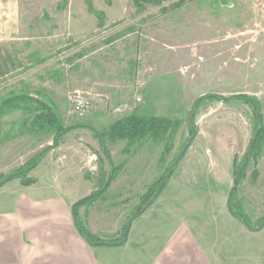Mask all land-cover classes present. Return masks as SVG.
Listing matches in <instances>:
<instances>
[{"label": "rangeland", "instance_id": "1", "mask_svg": "<svg viewBox=\"0 0 264 264\" xmlns=\"http://www.w3.org/2000/svg\"><path fill=\"white\" fill-rule=\"evenodd\" d=\"M211 94L218 98L194 110ZM235 95L256 98L260 110L220 97ZM39 101L63 128L82 127L59 137L34 129ZM132 115L179 128L159 139L108 135ZM258 131L230 201L254 231V261L264 258V0H0V182L17 175L10 181L70 185L76 203L97 195L79 206L78 219L100 241H123L192 138L169 188L180 172L196 174L188 210L216 208L203 203L210 184L227 206Z\"/></svg>", "mask_w": 264, "mask_h": 264}, {"label": "crops", "instance_id": "2", "mask_svg": "<svg viewBox=\"0 0 264 264\" xmlns=\"http://www.w3.org/2000/svg\"><path fill=\"white\" fill-rule=\"evenodd\" d=\"M177 176L132 222L128 241L113 246H93L80 235L70 185L10 181L0 193V264H264L251 258L253 229L229 217L228 201L221 205L225 195L210 184L203 203L216 208L189 211L186 197L198 176Z\"/></svg>", "mask_w": 264, "mask_h": 264}, {"label": "trees", "instance_id": "3", "mask_svg": "<svg viewBox=\"0 0 264 264\" xmlns=\"http://www.w3.org/2000/svg\"><path fill=\"white\" fill-rule=\"evenodd\" d=\"M162 0H135V4L140 5L141 3L143 4H160ZM221 97V100L228 101L231 100L232 98L239 99L241 101H244L247 104H252L255 106L256 110H260V102L254 97L246 96V95H235L232 97H229L228 99ZM218 98L217 95L211 94V95H206L198 100V102L195 104L194 110L198 108V106L201 104L202 100L204 99H215ZM41 105V111L36 113L33 121H32V126L34 129L37 130H55L57 132V137L62 136L66 134L67 132L80 128L82 126H75V127H70V128H63L60 124L59 118L55 110L53 109L52 106L48 105L46 102H40ZM194 111H192L191 115V123L194 121ZM259 117V115H258ZM261 119V117H260ZM179 128V122L173 121L167 118H160V117H142V116H136L132 115L129 117L122 118L118 121H116L110 128L108 135L113 138V139H122V140H136V139H144V138H154V139H159L163 135H165L168 132H176V130ZM96 133V132H95ZM195 135V132H193ZM261 133V132H260ZM194 137V136H193ZM96 138L99 140L102 149L106 152L105 149V144H104V135L96 133ZM258 140V138H257ZM256 140V142H257ZM55 144H57V140H55ZM252 143V142H251ZM256 145V143H255ZM254 146H251L250 144V149L248 153L250 155L252 154V151L254 149ZM48 149L42 151L38 157H36V161L34 164L28 166V168L22 172H20V176L23 178H26L28 175V172L33 170L41 160V158L46 154ZM111 164V162H110ZM112 165V164H111ZM243 175V173L241 174ZM241 175L238 177L237 176V181L241 177ZM17 175L9 177L10 180L17 178ZM167 182V181H166ZM239 182V181H238ZM108 187V183L106 185V188ZM237 188L235 189L234 193L236 192ZM97 195H91L88 198L79 201L73 206V216L74 220L76 223V227L80 233V235L90 244L93 246H97L99 243L103 242L100 241L98 237H96L94 234H92L90 231H88L80 222L78 219V208L80 205H82L85 202L93 200ZM229 206L231 208L230 213L236 217H239L242 222H247V217L244 215L243 212L240 210L234 211L233 210V205L231 202L229 203ZM239 209V208H238ZM108 243V242H107ZM110 244H114L115 242H109Z\"/></svg>", "mask_w": 264, "mask_h": 264}, {"label": "water", "instance_id": "4", "mask_svg": "<svg viewBox=\"0 0 264 264\" xmlns=\"http://www.w3.org/2000/svg\"><path fill=\"white\" fill-rule=\"evenodd\" d=\"M259 134H260V131L257 132L255 139H254V140L252 141V143H251V146H254V145H255L256 140H257ZM192 140H193V138H192ZM192 140H190V141L186 144V146H185L184 149L182 150L181 154L179 155L178 159L175 161V163H174L172 169H171V170L169 171V173H168V176H167L168 178H171V177H172V175H173L175 169L177 168L179 162L182 160V158L185 156L186 152H187L188 149L190 148V146H191V144H192ZM249 157H250V153H248V154L246 155V163H244V165L241 167V169H240V171H239V173H238V177L243 173V171H244L245 168L247 167ZM9 181H10V179H5V180L1 181V182H0V188L3 187L5 184H7ZM165 185H166V182H164V183L159 187V189H158V191H157V194L151 198V200L149 201V203H148L147 205H145V207H144L143 210L140 212V214L137 216V218L140 217L143 213H145V212L147 211V209L149 208V206L152 205V204L156 201L158 195L163 191ZM237 185H238V181H237V179H236V180H235V185H234V187L232 188V190H231V192H230V194H229V197H228V206H229V203H230V201H231V199H232V197H233L234 191H235V189L237 188ZM229 211H231L230 206H229ZM245 224H246V226H247L249 229H252V228L247 224V222H245ZM263 227H264V224H263L260 228H263ZM131 228H132V223H130V224L128 225V227L126 228L125 233H124V235H123V238H124V239H123L122 242H120V243H115V244H110V243H107V242H101V243H99L97 246H113V245H122V244H125V243L128 241V236H129V233H130V231H131Z\"/></svg>", "mask_w": 264, "mask_h": 264}, {"label": "built area", "instance_id": "5", "mask_svg": "<svg viewBox=\"0 0 264 264\" xmlns=\"http://www.w3.org/2000/svg\"><path fill=\"white\" fill-rule=\"evenodd\" d=\"M79 102H81V103H79V105H77V107L75 108L78 111L82 110L84 108V106H85V102H84L83 99H81Z\"/></svg>", "mask_w": 264, "mask_h": 264}]
</instances>
